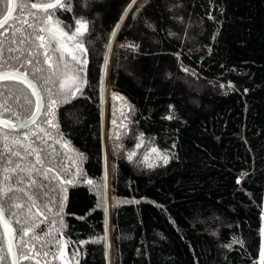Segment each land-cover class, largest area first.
Here are the masks:
<instances>
[{"label": "trees", "instance_id": "1", "mask_svg": "<svg viewBox=\"0 0 264 264\" xmlns=\"http://www.w3.org/2000/svg\"><path fill=\"white\" fill-rule=\"evenodd\" d=\"M31 2L41 0H19L18 6ZM65 3L71 10L56 12L50 22L54 30L67 31L64 25L80 17L88 22L86 83L75 98L54 109L59 133L70 142L68 149L55 144L66 179H73L79 167L86 179L104 183L101 81L104 57L111 55L106 45L113 41L111 93L126 113L116 124L123 126L116 130L119 135L113 128L109 136L106 187L94 189L76 177L67 186L63 224L49 212H43L49 217L44 221L33 209L36 232L50 231V236L41 234V242L61 241L62 254L53 259L33 253L34 259L23 264H260L264 0ZM22 15L31 18L27 9ZM63 43L72 48L66 38ZM65 59L70 60L67 52ZM169 114L174 118L165 119ZM50 131L56 135V129ZM140 133L144 143L136 148ZM152 147L167 155V164L150 153ZM128 151L137 152L132 162ZM145 154L148 161L141 163Z\"/></svg>", "mask_w": 264, "mask_h": 264}, {"label": "snow or ice", "instance_id": "2", "mask_svg": "<svg viewBox=\"0 0 264 264\" xmlns=\"http://www.w3.org/2000/svg\"><path fill=\"white\" fill-rule=\"evenodd\" d=\"M135 2L132 0L133 4ZM16 3L17 0H0V226L3 228L0 233V264H5L9 257L10 264H23V261L34 259L33 253L35 256L42 254L44 257L51 255L53 259L59 258L62 254L59 252L61 241L53 238L41 242V234L47 237L50 231L41 228L39 234L36 232L39 225L30 222L33 209L42 210L41 214L53 213L63 224L67 186L73 185L76 177L86 179L79 167L73 179L65 178L67 168L60 171L59 157L62 154L56 152L55 144L68 149L70 142L59 133L54 109L58 104L68 103L75 98L86 83L83 73L88 61L82 57L87 52L83 37L88 33V22L80 17L75 19L73 25H64L67 31L54 30L50 22L56 12L71 10L65 0L22 3L19 6L21 14L12 18L14 9L11 6ZM25 9L30 19L22 15ZM124 16H127V11L122 14L121 22ZM55 23L58 25L60 21L56 19ZM115 28H119V23ZM115 34L114 29L110 36L114 38ZM63 38L74 41V48L80 55L67 49ZM106 47L110 49L111 43ZM66 52L70 60L65 59ZM104 63L106 68L107 56ZM103 83L102 80L101 91L104 90ZM27 90H31L30 95ZM30 97H35V101ZM173 118L171 114L165 117L168 120ZM112 122L115 124V120ZM50 129H56L55 136ZM49 139L54 143H49ZM137 140L139 142L135 147H142L143 133L139 134ZM150 153H156L164 164L168 163L167 155L158 148L152 147ZM78 155L84 158L82 154ZM136 156V151H128L127 160L132 162ZM147 161L148 154H145L141 163ZM147 166L154 167L151 163ZM107 175L105 155L104 183L91 179H86V183L102 190L106 187ZM48 220L49 217L45 216L44 221ZM50 223L54 226L57 220L53 218ZM60 235L63 236V233ZM259 255L260 264H264V250Z\"/></svg>", "mask_w": 264, "mask_h": 264}, {"label": "rangeland", "instance_id": "3", "mask_svg": "<svg viewBox=\"0 0 264 264\" xmlns=\"http://www.w3.org/2000/svg\"><path fill=\"white\" fill-rule=\"evenodd\" d=\"M83 31V29H82ZM119 35V34H118ZM117 40V38H116ZM72 42V52L74 54L80 55L79 51L74 48V41ZM116 41H113L111 44V55L110 58H112L113 55V49L116 47L115 44ZM83 58V57H82ZM110 58L107 63V67L104 70V76H103V91H104V107H105V112H104V161H105V155H107V165H108V173H109V158L110 154L112 151V147L110 146V141H109V136L112 132V129L114 128L115 130L113 131L112 134L115 136L119 135L117 132L119 128H122L123 126H116V122L119 121L122 123V120H120L121 116H124L126 113V108L119 106L121 101L119 100L118 97L115 95H112L111 89H110V69H111V63H110ZM111 101V102H110ZM131 114L130 111H127V115ZM113 120H115V124H113ZM115 125V126H114ZM117 130V131H116ZM107 182H108V175H107Z\"/></svg>", "mask_w": 264, "mask_h": 264}, {"label": "water", "instance_id": "4", "mask_svg": "<svg viewBox=\"0 0 264 264\" xmlns=\"http://www.w3.org/2000/svg\"><path fill=\"white\" fill-rule=\"evenodd\" d=\"M18 0H17V3L15 4V5H12L11 7H13V9H14V11L12 12V18H15V16H16V14H17V12H18V8H19V6H18ZM11 22V21H10ZM5 27H7V24L5 25ZM31 91V90H30ZM35 98V97H34ZM38 123H39V121H38ZM33 126H35V125H33ZM37 214L41 217V218H43L44 216L41 214V213H38L37 212ZM1 228H2V226H1ZM2 231H3V228H2Z\"/></svg>", "mask_w": 264, "mask_h": 264}, {"label": "flooded vegetation", "instance_id": "5", "mask_svg": "<svg viewBox=\"0 0 264 264\" xmlns=\"http://www.w3.org/2000/svg\"><path fill=\"white\" fill-rule=\"evenodd\" d=\"M6 1V0H5ZM35 211H37L36 209H34ZM3 231H2V228H1V226H0V233H2Z\"/></svg>", "mask_w": 264, "mask_h": 264}]
</instances>
